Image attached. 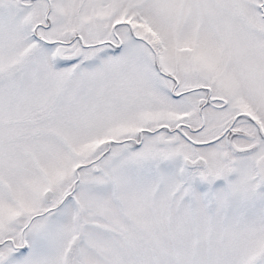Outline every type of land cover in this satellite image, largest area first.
Here are the masks:
<instances>
[{
  "label": "snow or ice",
  "instance_id": "snow-or-ice-1",
  "mask_svg": "<svg viewBox=\"0 0 264 264\" xmlns=\"http://www.w3.org/2000/svg\"><path fill=\"white\" fill-rule=\"evenodd\" d=\"M0 264H264V0H0Z\"/></svg>",
  "mask_w": 264,
  "mask_h": 264
}]
</instances>
